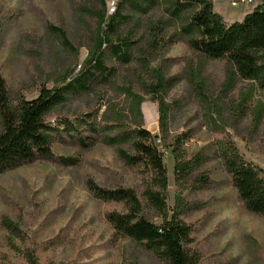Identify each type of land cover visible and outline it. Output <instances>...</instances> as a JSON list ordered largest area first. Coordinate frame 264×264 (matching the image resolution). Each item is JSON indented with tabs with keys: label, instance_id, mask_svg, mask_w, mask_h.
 Masks as SVG:
<instances>
[{
	"label": "rangeland",
	"instance_id": "obj_1",
	"mask_svg": "<svg viewBox=\"0 0 264 264\" xmlns=\"http://www.w3.org/2000/svg\"><path fill=\"white\" fill-rule=\"evenodd\" d=\"M118 1L105 0L108 14L114 12ZM213 2L214 9L230 22L238 18L233 16L235 9L230 2L237 9L250 5L253 10L264 0L244 4L240 3L242 0ZM138 3L148 11L143 12L130 2L122 8V14L127 17L123 36L134 29L139 38L148 23L160 20L170 21V33L178 27L179 22L172 20L166 10L169 0H138ZM104 8L100 0H0V71L11 94L21 93L29 100L34 99L42 86L61 85L69 77L68 72L78 71L99 31L96 14ZM50 24L66 31L76 51L64 47L62 40L49 30ZM143 44L140 42L139 46ZM196 60V54L184 41L165 48L159 55L148 56L151 66H161L167 75L181 77L169 94L171 100L177 101L169 124L170 134L189 136L184 145L189 156L207 147L208 152L214 153L217 141L231 138L247 161L264 169V120L258 129H253L251 117L234 122L226 111L224 120L212 124L189 75ZM139 64L136 54L130 64L107 59V65L116 69V83H137L134 73L140 69ZM225 80V62L207 60L203 81L208 88V100L226 109L230 98H239L244 84L239 83L226 97L221 93ZM112 85L97 87L96 93L69 101L51 112L47 121L55 125L60 119L94 114L98 109L101 117L106 108L103 99H119ZM141 109L144 127L159 135L157 102L147 96ZM162 149L169 171L170 213L178 204L182 220L193 229L192 249L200 255L201 264H264V217L242 207L222 161L214 156L200 169L214 180L210 188H179L175 182L172 150ZM52 150L55 157H71L76 159V164L64 166L38 160L0 174V264H27L24 256L8 242V233L2 226L4 217L21 222L36 245L42 264H126L130 261L166 264L140 244L115 235L106 214L121 211L122 204L97 198L88 185L92 180L101 187H133L142 194L147 185L146 169L127 164L114 147L102 142L82 147L67 134L56 137ZM178 193L182 194L180 201ZM147 215L158 224L162 222L149 206ZM17 244L24 247L20 241Z\"/></svg>",
	"mask_w": 264,
	"mask_h": 264
},
{
	"label": "trees",
	"instance_id": "obj_2",
	"mask_svg": "<svg viewBox=\"0 0 264 264\" xmlns=\"http://www.w3.org/2000/svg\"><path fill=\"white\" fill-rule=\"evenodd\" d=\"M100 1L105 8L96 14L99 31L88 47V55L78 71L67 73L69 77L61 85L51 88L44 85L39 95L29 100L21 93L11 94L0 71V174L38 160L58 162L64 166L76 164L74 158L54 156L53 142L63 134L82 147L87 148L96 142L114 147L123 161L143 166L148 175L142 194L133 187L105 188L92 180L88 182L89 189L97 198L122 204L121 211L106 214L115 235L140 244L166 264H201L200 255L192 249L193 229L182 220L178 204L170 213L167 204L169 171L162 148L172 150L175 182L179 188H210L214 180L200 169L205 162L218 157L242 207L263 217L264 169L247 161L231 138L217 141L214 153L208 152L207 147L189 156L184 148L189 136L186 133L171 135L169 126L177 109V101L171 100L169 94L181 77L167 75L161 66H151L148 56L159 55L178 41L186 42L197 57L189 75L205 104L210 122L219 124L228 111V118L234 122L251 117L253 129H258L264 120V2L247 13L242 21L228 24L215 11L213 0H169L166 10L172 20L179 22L178 27L170 33V21L150 22L136 38L134 29L124 36L121 34L127 18L122 14V8L130 2L143 12L148 9L141 7L138 0H120L114 12L108 14L105 0ZM49 30L62 40L66 49L76 51L63 28L50 24ZM140 42L144 44L139 46ZM135 54L141 61L140 69L134 73L137 83H116V69L107 65L108 57L130 64ZM207 60L225 62L226 80L222 95L228 97L239 83L244 84L239 98L229 99L227 110L224 105L208 100V88L203 81ZM111 83L119 99H103L106 108L101 117L98 109L94 114L60 119L55 125L47 121L51 112L69 101L90 96L97 92V87ZM147 96L158 104L159 135H153L144 127L141 106ZM181 198L182 194L178 193L177 200ZM147 206L161 217L160 224L148 217ZM2 226L8 233L10 246L24 256L27 264H42L36 245L20 221L4 217ZM126 264L138 263L130 261Z\"/></svg>",
	"mask_w": 264,
	"mask_h": 264
},
{
	"label": "crops",
	"instance_id": "obj_3",
	"mask_svg": "<svg viewBox=\"0 0 264 264\" xmlns=\"http://www.w3.org/2000/svg\"><path fill=\"white\" fill-rule=\"evenodd\" d=\"M241 4H244V3H241ZM230 6H231L232 8L235 9V11L232 13L233 16H235V17L237 16L238 18H237V19L233 18V20H231L230 22H228V21L225 20L224 15L221 14V15L223 16L225 22H227L228 24H231V23H233V22H235V21H242V20L244 19L245 15H246L247 13H249V12L252 11V10L250 9V7H249L250 5H242L241 8L237 9L236 7H233V4L230 2ZM215 11H216V10H215ZM217 12H218V11H217ZM234 19H235V20H234Z\"/></svg>",
	"mask_w": 264,
	"mask_h": 264
},
{
	"label": "built area",
	"instance_id": "obj_4",
	"mask_svg": "<svg viewBox=\"0 0 264 264\" xmlns=\"http://www.w3.org/2000/svg\"><path fill=\"white\" fill-rule=\"evenodd\" d=\"M253 0H242V2H240V3H249V2H252Z\"/></svg>",
	"mask_w": 264,
	"mask_h": 264
}]
</instances>
